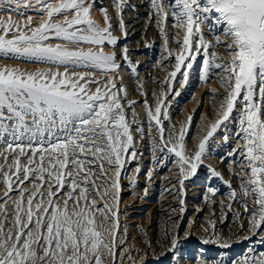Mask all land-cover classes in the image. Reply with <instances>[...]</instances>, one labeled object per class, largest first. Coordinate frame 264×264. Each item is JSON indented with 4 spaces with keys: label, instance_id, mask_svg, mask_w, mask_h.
<instances>
[{
    "label": "snow or ice",
    "instance_id": "1",
    "mask_svg": "<svg viewBox=\"0 0 264 264\" xmlns=\"http://www.w3.org/2000/svg\"><path fill=\"white\" fill-rule=\"evenodd\" d=\"M149 3L162 36L166 35L169 15L173 17L172 27L183 32L182 42L176 41L180 51L175 53V69L167 74L165 83L186 84L197 56L202 54L201 81L207 83L211 75H216L227 92L219 104V118L210 124L194 152L187 148L183 127L177 131L171 126L165 133L161 117L171 120L167 96H162L154 112L145 99L149 128L154 122L160 136L154 142V155L159 151L176 158L177 183L183 194L184 181L196 175L204 162L209 139L230 120L239 103L236 135L243 145L233 154L243 157L246 167L241 168L243 176L239 177L241 194L253 198L255 208L238 201L234 189L229 197L251 214L255 235L264 228V0ZM95 4L96 0H0V8L15 5L12 11H17L21 5L36 6V11L46 15L38 27H32V17L25 24L13 21L11 16L7 22L0 18V56L42 61L57 69L28 72L0 67V141L4 145L0 149L4 161L0 176L6 188L0 198L4 200L0 204V264H104L102 250L115 264L122 173L126 164L142 154L135 151L124 106L127 103L133 110L135 123L133 105L137 102L128 100L126 87L116 83L122 77L118 74L121 64L115 52L118 38L113 35L112 17L109 9L101 6L104 25L98 24L91 15ZM112 5L120 17L119 27L124 29L123 9L128 0H112ZM209 13L218 14L216 23L223 25V39L215 36L214 44L205 42L201 30ZM168 43L165 39V51L172 56ZM106 46H111L110 53L105 51ZM216 46L224 47L229 59L210 51ZM127 52L125 47L121 57L124 61H128ZM97 73L115 75L100 81ZM178 74L182 81H177ZM168 92L173 93L172 83ZM137 131L143 139L142 130ZM109 171L115 175L109 176ZM135 173H140L138 166ZM211 175L220 176L215 170ZM147 176L151 181L152 172ZM228 186L231 188L230 182ZM208 191L217 194L214 188ZM12 192L18 193L17 199H11ZM106 197H111L113 203ZM9 200L14 217L10 226ZM97 216L103 217L104 224H97ZM109 222L111 228H105ZM105 231L112 237L110 242L105 239ZM178 247L177 233L171 238V248L175 252ZM204 260L208 264L207 258ZM243 264H264V252L245 256Z\"/></svg>",
    "mask_w": 264,
    "mask_h": 264
},
{
    "label": "bare ground",
    "instance_id": "2",
    "mask_svg": "<svg viewBox=\"0 0 264 264\" xmlns=\"http://www.w3.org/2000/svg\"><path fill=\"white\" fill-rule=\"evenodd\" d=\"M168 2L174 3V0H168ZM96 4L98 7L103 6V7L108 8L109 6L108 0H96ZM13 6L16 7L15 5ZM18 10H20V12L23 11V12L33 13V14H29L28 16H26V19H25L27 23L28 17H32L33 18L32 25L37 24V22L40 21V16H44L43 13L36 11V6L26 8L24 5H21V7ZM56 20L57 22H59L60 18L57 17ZM123 22H124L125 28L121 29L118 24V28H116V30L118 29V31L116 32V34L114 33V35L118 34V36H116L118 38V44L115 48V52H116V55L120 54L122 57V51L126 47L128 50L127 52L128 61H124L121 57L118 60V62L121 64V68L119 69L118 74L120 77H122V80H117L116 81L117 85H120L122 83L127 89L128 100L137 102L133 106L134 112H135V105L139 104L144 108L145 113H147L144 107L145 99H147L148 105L151 106V110L154 112L155 107L159 103L162 96H167V105H168L167 112H168V115L171 117V120L164 121L163 117H161V120L165 127V133H168V130L171 126H175L178 131L179 127H178L177 121L182 120L183 117H185L184 112L180 110V107L178 105L181 101L185 100L186 93L189 92V90L194 88L193 86L194 82L197 81L195 77L197 74L194 73V71L195 69L197 70L198 67L202 69V60L200 58L203 57V55L201 54L197 56V59L194 63V67L190 71L189 79L186 82V84L182 86V83L180 82L169 81V83L173 84V93H169L168 92L169 83H165V81H166L167 74L175 69V53L180 51V45L176 41L177 39H179L182 42L183 32L177 28L172 27L173 17L169 15L167 17V26L165 29L166 35L162 36L159 30V27L157 25L155 14L149 3V0H128V6L123 9ZM112 26H113V23H112ZM205 29H207L208 31V28H205ZM222 29H223V25L219 24L216 31L214 30L215 32L213 33V35L211 34V37L209 36L210 38H208V40L211 41V44L215 43V39H214L215 36H220L221 39H223ZM125 32L127 33L126 35H124ZM9 38H11L10 35H9ZM165 39H168L169 41V43L167 44V47L173 50L172 56H168V53L165 51ZM52 42L55 43L58 41H52ZM106 48H111V46H106ZM106 48H105V51L109 52L108 49ZM212 49L220 52L221 53L220 57L226 56V58L224 59L229 58L227 56V53L224 47L216 46L215 48H212ZM165 57H168V58L165 59ZM129 62H131V66H129ZM0 67L18 68L20 70L28 71V72H34L37 70L48 71L49 69H51V71L57 70L55 67H51L46 62L28 60L26 58H5L3 56H0ZM133 67L136 68L135 72L132 71ZM126 69L129 70L128 73L126 72ZM60 70L62 71L63 69H60ZM216 71H219V70H216ZM114 75L115 74L103 76L97 73V79L100 81H106L108 79L113 78ZM176 79L177 81H182L183 78L180 74H178ZM219 79L220 78L218 77V80ZM92 88L94 90L95 85H92ZM196 90L200 91L201 87L199 86ZM216 91H217V97L214 98V102H213V105L211 106V111H210L212 113L218 110L217 108L220 102L223 100L224 97L227 96V92L221 86V84H220V89L216 88ZM174 93H179V95H174ZM140 101L142 103H140ZM124 106L125 108L128 109L127 103H125ZM129 111L133 112V110H129ZM215 114L216 113H214L213 115ZM144 120H143L144 123L143 122L142 123L146 125L147 132H143L144 131L143 128L138 127L140 130H142V132L144 133V136H143V139H141V136H140L137 138V140H135L134 148H136L135 149L136 152H138L139 150L141 154L142 152H145L147 154L151 153V155L149 154L150 155L149 157H143V158L139 157L143 155H138L136 159L132 160V162L133 163L138 162V163H143V164L149 163L150 165L148 169L152 171L154 169V162L157 161V156L159 155L160 157L161 155L160 152L156 153L157 151H155V155H154V147H155L154 142H158L160 139V136L157 131H155V133L152 132L153 129H155L154 122H153V129L149 128L148 117L145 114H144ZM234 121L235 122L233 123L229 122L228 134H226L231 137L227 139L224 138V140L222 141L219 140L218 142V143L223 144V147H226V148L230 147L232 143H234L233 149L231 150V154L221 159L208 158L209 153H208V149L206 148L204 158H207L208 160L213 162V165L208 166V165L202 164L205 167L209 168V171L206 172L203 170L201 171V173L205 175L206 173L211 174L212 170H215L216 172L220 174L219 177H215L211 175V178L213 177L218 178L220 181L218 193H220L221 196H217L215 199L218 200V202L222 204L221 206L222 208H221V212L219 210L218 214L219 213L220 214L216 218V220L211 219L213 222L215 220L216 223H215V234H214L215 243L211 245L210 248L205 249L206 250L205 254L208 252L210 253L209 259L211 260L208 261L209 264H243L245 256H249V255L259 256L260 253L264 252V228H261L259 232L254 235V233L257 232V230L253 227L251 223V220H252L251 214L248 212H245V209L240 202L233 203L229 197V192L234 189L238 193V197H237L238 201L243 200L244 203L247 204L249 209L255 208V205L253 204V198H245L241 194V191H242L241 181L239 177L243 176V173H241V168L246 167V165L242 162L243 161L242 156H240L239 154H233L236 150L240 149L243 145V141L239 139V137L236 135V133L239 131V129H237L239 128L238 120L234 119ZM202 130H206V129H202L198 124H197V127L195 126V129L192 135L193 141L190 142L187 146L189 151L194 152V150L196 149L199 143V140L202 139L204 135H206L207 131L202 132ZM149 133H150L151 138H149ZM132 134L134 135V133ZM236 138H238V140H236ZM212 139H214V137L210 138L209 141L212 142ZM211 142H209V144H211ZM144 144H147L148 147L145 148L144 146L146 145ZM3 147H4L3 142L0 141V149H2ZM221 153L222 151L217 150V147H216V149L212 150L211 155L217 156V155H221ZM174 158H175L174 156H166L164 166L167 168L168 172L166 173L165 178L163 179L165 181L155 186L153 193L149 196L148 199H144L145 197L148 196L145 193L146 190L134 189L130 192H128V190L127 191L122 190V193L120 194L119 212L121 211V209L123 210L124 207H130L136 201L141 203L140 201L141 198H143L142 201L146 200L145 204L147 205V208L145 211H143V215H142L143 217L137 220L134 223L136 224L135 228L133 230L131 229L133 231L132 236H134L137 242V245L139 244L138 249L140 250V253L142 255V258H141L142 260L152 261V260H149L151 259L150 256H153V253H155L154 258L158 259V262L157 263L155 262V264H197L195 261L191 260L190 254L187 253V251L190 252L192 251V249H194V245L190 241L187 240L188 239L187 236L189 235V230H187L186 233H184L183 235L179 237V247L176 250L178 251V253L180 252V255L179 254L177 255V253L175 255L174 253L173 255H171V259H168V260L164 259L166 254H170V251L172 250L171 238L176 235V231L180 224L179 222L180 220L175 221L176 216H177L176 214L177 210L176 208H173V207L174 205L179 203L177 201L179 197H180V201L181 200L184 201V197L189 196V198H191L192 196L187 195L186 192L195 189L193 185L190 186L189 184V182L193 178V176H190L187 180L184 181L183 194H180V185L177 183L179 179V173L176 171L178 169L174 162L176 158L175 159ZM21 159H22V163H27V160L25 158H21ZM11 162H12V158L10 157L8 163L11 164ZM3 163L4 161L0 159V164H3ZM133 169L134 168H132L131 171ZM5 171H7V169H5ZM98 172H99V168L97 167V173ZM113 173L114 171H109V176L110 174L114 175ZM21 176H22V173H21ZM243 178L245 180L248 179L247 176H244ZM228 182L231 183V188H229ZM212 184H214V181H211L210 185L212 186ZM188 186H190L189 189L187 188ZM28 188L31 189V184H28ZM136 188H138V186H136ZM32 190L34 191V189ZM5 191H6V188L2 183V176H0V198L3 197V194ZM92 191L93 193H95L94 189H92ZM202 191H203L202 192L203 197L200 203H198V206L202 208L203 211L205 210V212L199 213L200 215L198 214L197 217L203 216L201 217L199 222L204 223L206 222L205 220L208 214L212 212L211 211L210 213H208L209 207H210V204L208 203V201H211L210 196L212 194L208 191V188H204V190ZM102 194H103V191L101 190V195ZM207 194H209V197L206 196ZM10 196L12 200H15L18 198V193L12 192L10 193ZM105 199H107L108 202L110 203L109 198L106 197ZM188 200L195 201L193 197ZM185 202L186 201H184L183 205L181 204L179 205L185 206L187 204V202L186 204ZM3 203H4V200L0 199V204H3ZM230 204L232 205L231 209L229 208ZM100 206L102 207L103 204L101 203ZM193 207L197 210V207L196 205H194V203H193ZM12 210H13V206L11 204V200H9L8 202V211H9L8 226L11 225L12 220L14 219V217L12 216ZM183 210H186L187 212L190 209L183 208ZM215 217H216V214H215ZM174 223L176 225H174ZM206 224L207 223H205V225ZM200 225L202 227V224L200 223L197 225V227ZM105 226H108V225L106 224ZM108 227H111V226H108ZM128 229L130 228L128 227ZM208 229L209 227L206 230L208 231ZM202 231L204 232V230ZM200 232H198V235L200 234ZM121 242H123L125 245V239L122 240L121 238ZM185 243H187L186 251L183 250L185 248L183 247ZM118 244L119 243H116V248H117V251L119 250V253L117 254L118 257L116 258L115 262L116 264H123V260L125 259V256L127 257V255L129 254L128 248L126 247L127 246L126 245L122 249H120L123 246V244L122 245L120 244L118 245ZM224 245H227V247H225ZM160 252H163L164 254L159 260V258H157V255ZM183 253L186 254L185 256L186 260L182 259ZM129 257H131V255L128 256L127 258ZM142 260L140 264L143 262Z\"/></svg>",
    "mask_w": 264,
    "mask_h": 264
},
{
    "label": "rangeland",
    "instance_id": "3",
    "mask_svg": "<svg viewBox=\"0 0 264 264\" xmlns=\"http://www.w3.org/2000/svg\"><path fill=\"white\" fill-rule=\"evenodd\" d=\"M111 1L112 0H108V2H109L108 9H109V13H110L109 15L112 17L111 21H112L113 27H114V31H113V35H114V33L116 34V32L118 31V29L116 30V28H118V24L120 22V20H119L120 17L115 15L116 12H115V10L113 8V5L111 4L112 3ZM15 8L16 7H14L13 5H11L10 7L5 6V7L0 8V18H3L5 20V22H7L9 16H11L13 21H15V22H17L19 24H25L26 23V21H25L26 16H28L29 14H33L32 12H23V11H21L22 12L21 13L20 10L12 11V9H15ZM99 8L100 7H98L97 4H95V7L93 8V10L91 12V15H92V18L98 24L103 26L104 25L103 16L100 13ZM39 15H41V14H39ZM43 15L44 16H40V21L37 22V24H33L32 25L33 27H38L39 24H41L43 22L44 18H46V15L45 14H43ZM208 15H209L208 19L204 21L205 24H203V27L201 26V30L203 32L202 34H203V38H204L205 42H208V43L210 42V44H211V41H209L208 38L211 37V34L213 35V33L216 31V29H217V27L219 25V24L216 23V17H217L218 14L209 13ZM214 16H216V17H214ZM208 22L210 23V25H209ZM203 28L204 29L208 28V31H207V29L204 30ZM114 36L116 37V36H118V34L114 35ZM10 37H11V34H10ZM106 49H108L109 53L112 50V48H106ZM213 50L214 49H210V51H213ZM215 52H217L218 56L220 57L221 53L218 52V51H215ZM117 57H118V60H119L121 55L117 54ZM202 58L203 57H201L200 59L203 60ZM223 58H226V56L225 57L223 56ZM225 60H227V59H225ZM200 63H201V61H200ZM201 70L202 69L200 67H198L197 70L195 69L194 73L197 74L195 76L197 81L194 82V85H193L194 88L189 90V92L186 93L185 100L181 101L179 103V105H178L180 107V110L182 112H184V116H185V117H183L182 120H178L179 122L177 121V124H178V127H179L178 129L180 130L181 127H183L185 129L186 137H187L186 138L187 146H188V144L190 142L193 141V136L192 135H193L195 126L197 127V124H198L202 129H206V130H202V132L203 131H207L208 130L207 128L210 126V124L215 123V121L219 118L218 112L219 113L221 112V109L219 108V106L217 108L218 112L214 111V113H216L217 115L216 114L213 115L214 113L210 112L211 111V106L213 105V102H214V98L217 97L216 88L220 89V83L218 82V77H216V75H211L209 82L205 83V82L201 81V79H199L200 74H201ZM126 72L128 73L129 70L126 69ZM213 72H216V69H214ZM128 77H129V75H128ZM133 81H135V80H133ZM199 86L201 87V90L197 91L196 89ZM213 93H215L216 95L214 96ZM241 102H242V100L240 101V103ZM140 103H142V102L140 101ZM239 107H240V105L238 103L237 104V108L234 110L232 116L230 117V120L225 123L226 126L222 125L221 128L218 129V131L216 133H214V135H213L214 139H212V142L209 141L213 145L209 144V142H208V145H206V148L208 149V153H209L208 158L221 159V158H225L227 155L231 154V150L233 149L234 143H232V145L230 147L226 148V147H223V144L218 143V142H219V140L220 141L224 140V138H230L231 137L229 135H226V134H228V125H229V122H232V123L235 122L234 121L235 117L239 116V114H240ZM142 108L143 107L141 105H139V104L135 105V114H137L136 115V121H135L136 124L131 123V122H133V112H130L129 111L130 109L125 108L126 109V117L128 116L127 117V122L131 126L132 133H134V135L132 134L133 137H134V142H135V140H137L138 137H140V133H139V131H137L138 127L143 128V130H144L143 132H147L146 131L147 130L146 129V125L143 124L144 121H145L144 120V114L147 115V113H145L144 108L143 109ZM219 109H220V111H219ZM236 111H238V112H236ZM141 117H142V119H141ZM189 117H191V121H189ZM189 124H190V127H189ZM152 129H153V127H152ZM237 129H239V128H237ZM155 131L156 130L153 129L152 132L155 133ZM233 133H235V132H233ZM236 140H238V138H236ZM144 145H146V146H144L145 148L148 147L147 144H144ZM216 147H217V150H221L222 153H221V155L213 156V155H211L212 154V150L216 149ZM130 151H131V149H130ZM137 153H141V152H139V150H138ZM156 153H159V151H157ZM149 154L151 155V153H149ZM149 154H147L145 152H142L143 156H139V157L140 158L149 157L150 156ZM165 158H166V156H164L162 154L160 155V157L158 155L157 156V161H159V163L154 162V169L152 171L148 169V167L150 165L149 163H144V164L143 163H138V162L133 163L131 161L130 163L126 164L125 165V169H124V171L122 173V178H121V188H122V190H125V191L128 190V192H130V191H132L134 189L146 190L145 193L148 196L145 197L144 199H148L149 196L153 193V190H154L155 186L160 184V183H163L165 181L163 179L165 178V175L168 172L167 168L164 166L165 165ZM203 160H204L203 164L208 165V166H212L213 165V162H211L207 158H203ZM228 160H229V158H228ZM137 166L140 168V173H139L138 176L135 173V169H136ZM176 167H177V165H176ZM132 168H134V169L131 171ZM203 170L208 172L209 168L205 167L204 165H201L198 168L196 175H194L192 180L189 182L190 186L193 185L195 189L186 192V194L187 195H191L195 199V201L194 200H188V199H191L192 197L191 198H189V196L188 197H184V201H186L187 204L185 202L186 205L185 206H181V205H179V204H181L180 203V197H179V199L177 200L179 203L174 205V207H173V208H176V210H177V213H176L177 216H176L175 221L180 220L179 221L180 224L178 226L176 234L178 233V235L180 237L181 235L186 233L187 230H189V235L187 236V238H188L187 240L190 241L194 245V249H192V251L189 250L190 252L187 251V253L190 254L191 260L195 261L197 264H205L204 257L207 258V262L211 260V259H209L210 253L208 252V253L205 254V252H206L205 249L210 248V246L215 243L214 242L215 241V235H214L215 234V223H216L215 220L220 214V213L218 214L219 210L221 212V208H222L221 207L222 204L220 202H218V200L215 199L217 196H221V194L218 193L219 192L220 181H219L218 178H214V177L211 178V174H209V173H206V175L201 173V171H203ZM176 171L178 172V170H176ZM148 172H152L151 181H149V179H148V176H147ZM113 174L115 175V172ZM111 175L112 174H110V176ZM114 175H112V176H114ZM133 181L135 182V187L132 186L133 185ZM211 181H214V184H212V186L210 185ZM136 186H138V188H136ZM190 186H188L187 188L189 189ZM209 187L216 189L217 190V194L215 196H213V195L210 196L211 201H208V203L210 204L208 213H210L211 211L212 212L210 214H208V216L206 217V220H205L206 222L203 223V222H199L201 217H203V216H200V217L198 216L197 217V215L199 213H201V212L202 213L205 212V210L203 211V209L198 206V203H200V201H201V199L203 197V194H202L203 191L202 190H204V188H208L209 189ZM121 193H122V191L119 193V195ZM206 196L209 197V194H207ZM107 198L110 199V204H112L113 201L111 200V198L110 197H107ZM142 199L143 198L140 199L141 203L136 201L130 207H124L123 210L121 209V211L119 212L120 213V217H119V225H120V227H119L118 240H116V243H119L120 245L123 244V246L120 249H122L124 246L127 245L126 247L128 248V253H129L127 255V257L131 255V257H130L131 259L127 258L125 256V259L123 260V264H134V263L135 264H140V262L142 260L141 259L142 255L140 253V250L138 249L139 244L137 245V242H136L134 236H132V233H133L132 230L136 226V224H134V223L137 220H139V219H141L143 217L142 216L143 215V211H145L146 208H147V205L145 204L146 200L142 201ZM193 203H194V205H196L197 210L193 207ZM183 208H185V209L189 208L190 210L186 212V210H183ZM215 214H216V217H215ZM211 219L212 220L215 219L214 222ZM190 221H192V222H190ZM207 221L210 222V223H208ZM199 223L202 224L203 228L201 227V225L197 227V225ZM205 223H207V224L205 225ZM97 224L98 225L104 224V220H103L102 216H98L97 217ZM188 224H189V226H188ZM208 224L211 225V226H209ZM105 225H104L105 228H109V229L111 228V227H108V226H111V222H109L107 224L108 226H105ZM174 225H176V224L174 223ZM203 225L205 226V228H204ZM212 226H214V227L212 228ZM128 227L130 229H128ZM208 227H209V229L211 227L212 230L208 229V231H207L206 229ZM202 230H204V232L206 231L205 232L206 234ZM212 231H213V233H212ZM198 232H200L199 235H198ZM104 236H105V239L108 240L109 242L112 240V237L108 234L107 231L104 232ZM196 236H198V237H196ZM120 237L122 238V240L125 239V245H124L123 242H121V238ZM200 237L203 238V239H201ZM208 240L212 241V242H210V243L204 242V241H208ZM186 246H187V243H185L183 245V247H185L183 249L184 251H186ZM138 250H139V252H138ZM116 251H117V248H116ZM118 253H119V250L117 251V254ZM174 253H175V255H176V253H177V255L178 254L180 255V252L178 253L177 250H175V252H173V250H171L170 254H166L164 259L165 260L171 259V255H173ZM156 254H157V252H156ZM163 254H164L163 252H160L157 255V258H159V260H160V258L163 256ZM102 255L104 256V259H105L104 260V264H111V256L108 255L107 252L103 251V250H102ZM154 255H155V253H153V256H150L151 259H149V260H152V261H147V260L144 261V260H142L143 262L141 264H145V263L146 264H155V262L157 263L158 259H155ZM182 256H183L182 259L186 260V258H185L186 254L183 253ZM115 264H116V262H115ZM208 264H209V262H208Z\"/></svg>",
    "mask_w": 264,
    "mask_h": 264
}]
</instances>
